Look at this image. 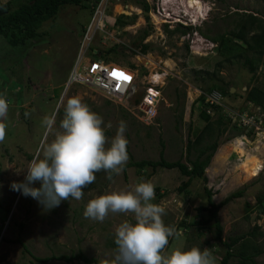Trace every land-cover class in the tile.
<instances>
[{"label":"rangeland","instance_id":"374dc122","mask_svg":"<svg viewBox=\"0 0 264 264\" xmlns=\"http://www.w3.org/2000/svg\"><path fill=\"white\" fill-rule=\"evenodd\" d=\"M140 1L104 0L106 32H100L93 43V47L102 50L112 43L125 45L126 48L120 46L117 54L108 55V58L136 67L137 92L130 102L124 101L122 105L106 99L94 87L71 83L68 78L77 59L82 33L91 18L92 3L87 6L62 5L53 18L44 21L41 28L44 35L29 39L25 44L13 46L0 36V95L9 103L8 118L4 121L6 137L0 142V228L4 238H0V264L34 263L33 256L24 246L14 241L18 237L39 257L70 255L82 250L90 257L114 261L115 229L126 220L135 223L133 215L109 213L103 222L93 221L84 216L86 205L98 195L131 190L142 180L151 181L154 189H159L155 190L152 203L164 208V224L179 233V236L169 237L162 254L176 248L185 251L193 247L202 251L208 248L215 257V264H220L225 252L215 239V227L209 224L201 233L199 225L190 224L185 231L180 223H193L208 216V212L197 209L201 204H207L206 188L211 189L216 203L243 189L242 197L232 199L219 210L223 237L244 235L241 243L250 240L262 250L255 261L264 264V210L257 206L258 196L264 195V113L244 96L227 95L224 100L234 112L249 110L259 116L255 134L249 136L250 130L235 129L233 126L238 125L229 120L232 125H228L219 138V146L205 170L207 181L195 178L183 191L180 187L188 176L178 168H158L153 172L152 168L142 171L128 165L132 160L159 159L162 150L168 161L181 159L188 163L189 159L195 158L197 150L188 154L186 146L189 138L194 139L207 122L201 116L202 104L197 99L208 85L213 84L210 74L217 68L216 64L224 61L217 44L203 32L215 35L230 30L238 17L237 11L253 12L264 18V0H201L202 16L191 10L188 14L185 0H147L152 6L149 12L143 10ZM18 2L20 0H16ZM192 14L197 18L195 22ZM166 24L169 29L187 24L192 27L182 35L167 32ZM146 32L148 34L143 38ZM144 43L150 45L146 53L141 50ZM86 56L99 58L91 50ZM243 62L244 57L235 62L224 61L214 77L219 79L218 84L234 88L233 93H245L254 84L264 87V65L253 77ZM158 73L161 79L155 81L152 75ZM150 86L160 90V98L155 106V116L147 119L142 116L143 104L134 99H140ZM7 97L12 99L9 101ZM72 97L80 98L103 118L109 144L120 121L126 123L124 135L128 141L129 159L122 172L114 174L111 180L103 170L95 173V185L83 190L82 199L70 197L62 200L58 207L45 210L36 199L12 190L10 185L13 181H24L27 164L33 159L31 155H35L42 141L54 139L53 134L46 135L42 124L44 117L55 114V130H58L64 106ZM217 115L213 114L210 120L217 119ZM109 123L111 128L107 127ZM32 186L39 188L42 185L37 181ZM255 227L258 230L253 233ZM208 240L216 246L211 247ZM241 243L234 247V252L240 251ZM48 264L86 263L51 260ZM230 264H240V259L234 256Z\"/></svg>","mask_w":264,"mask_h":264},{"label":"clouds","instance_id":"9594fccd","mask_svg":"<svg viewBox=\"0 0 264 264\" xmlns=\"http://www.w3.org/2000/svg\"><path fill=\"white\" fill-rule=\"evenodd\" d=\"M101 2L104 3V0L90 6L93 9L91 17ZM90 50L97 53L99 49L92 45ZM95 59L107 61L104 58ZM130 69L137 78L135 70ZM154 89L160 93L157 87ZM146 92L142 95L141 104H144ZM213 93L222 95V102L227 105L224 94L218 89L207 93L206 101ZM158 95L157 100L160 98ZM8 109L7 99L0 95V142L6 137L7 125L4 121L8 118ZM42 124L46 135L51 133L54 139L51 142L42 141L33 159L27 164L24 181H13L10 187L14 191L22 192L26 197L36 199L45 210L58 207L62 200H69L70 197L75 200L82 199L84 195L82 189L96 180L95 173L103 170L108 173L107 178L111 180L113 174L119 175L122 172L129 159L128 141L124 135L126 123L120 121L116 134L109 144L103 118L78 97L67 100L58 130H55V114L45 116ZM107 127L111 128V123ZM37 181L42 185L39 188L32 186ZM154 199V185L151 181L142 180L131 190L98 195L87 203L84 216L93 221L103 222L109 213L133 215L135 223L126 220L115 229L117 248L114 264H215V257L208 248L203 251L197 247L186 251L176 248L168 254H162L169 243V237L179 236V233L175 228L164 224L162 215L165 210L152 203Z\"/></svg>","mask_w":264,"mask_h":264},{"label":"trees","instance_id":"16d2710c","mask_svg":"<svg viewBox=\"0 0 264 264\" xmlns=\"http://www.w3.org/2000/svg\"><path fill=\"white\" fill-rule=\"evenodd\" d=\"M99 1L101 0H20V2L17 4L16 0H8L6 2L0 0V36L5 37L7 41H9L13 46L25 44L29 39H35L44 35L43 31L41 30L44 21L53 18L58 13L62 5L73 4L77 6H87L90 5L89 3L95 5ZM140 3L145 12H149L151 10L152 6L147 0H141ZM90 10L92 13L93 9L91 7ZM236 14L238 17L234 19V26L230 30H227L223 33H217L215 35H209L205 32H203V34L208 36L209 39L217 44V48L224 57V61L235 62L236 60H239L240 57H244L243 63L248 65L254 77L258 68L261 65H264V18L253 12L239 13L237 11ZM117 22L121 23L119 19H117ZM191 27L192 26L185 27L179 25L175 29H169L168 24H166V31L169 33L180 32L182 35H185L188 33ZM147 34L148 33L146 32L143 38ZM120 46L126 48L125 45L112 43L106 50L97 48L99 49L98 52L93 54L99 56V58H104L107 61H111L109 60L108 55H116ZM149 48L150 45L148 43H144L141 49L142 53L148 52ZM224 61H219L216 64L217 68L210 74V79L214 80L213 84L208 85V88L204 90L201 96L197 99L202 104L200 106L201 116L207 122L203 129L196 135V137L194 139L189 138L187 143L186 151L188 154H190L193 149L197 150L195 158L189 159L188 163L183 162L181 159L176 161H168L164 157V152L162 150L159 159L132 160L129 162V166H136L142 171L152 168L153 172H156L158 168H178L182 174L188 176V179L183 182L180 187V190L183 191L191 185L193 179L195 178H202L205 181L208 180L205 170L210 165L211 159L219 146V138L224 134L227 126L230 124L232 125V123L229 121L230 118L228 115L223 111L224 108L222 106L206 101L207 93L212 92L214 89H218L224 94L225 98L227 95L234 97L244 96L247 102L253 106H256L261 110V112L264 113V87L254 84L251 85L248 90L246 89L247 91H245V93H233L231 88H226L225 86L218 84L217 80L219 79L214 77L216 73L220 71ZM128 67L136 69L134 64H129ZM142 98L143 96H141L140 99L137 97L134 100L136 103H139L137 101H140L141 103ZM8 99L10 101L12 98ZM59 99L61 100V96ZM217 113V119L214 121L210 120L211 116ZM251 114L256 116L257 120L259 121L258 115L253 113ZM233 127L235 129H240L241 131L243 130L242 127H238L236 125ZM255 130V128L250 129L252 133H250L249 136H254ZM33 157L34 156L31 155V158ZM94 185L95 182L83 188L82 191L92 189ZM157 191H159V189ZM206 192L207 204H201L197 207V209L199 212H208V216L193 223L182 221L180 225L184 227L185 231H188L191 225H199L202 227V233L203 227L212 224L215 227V239L219 241L220 246H222L225 250L223 256L221 257L220 264H230V261L234 256L240 259V264H257L255 258L262 254L263 251L251 243L250 240H246L241 243V240H244L245 238L244 235L225 239L223 237L224 228L219 217L220 208H222V206L226 205L232 199L242 197L244 195V190L239 189L231 193L219 203L214 201L213 193L210 188H206ZM1 203L2 202L0 201V204ZM257 203L259 209L263 211L264 195L258 196ZM6 220L7 219H5V221ZM257 230L258 227H255L253 233H255ZM2 233L3 230L0 228V238L1 240H4ZM14 241L21 243L25 250L33 256L35 260L33 264H48L51 260H64L66 262L79 260L84 261L86 264H114V261H105L97 257H90L82 250L70 255L52 254L51 256L47 257H39L30 251L21 237L16 238ZM207 243L209 245L211 244V247L216 246V244H212L209 240ZM239 243H241V248L240 251L236 253V251L234 252V247ZM113 244H115V242H113ZM251 249L253 252L250 251ZM217 252L218 249L215 253L217 254Z\"/></svg>","mask_w":264,"mask_h":264},{"label":"built area","instance_id":"2783aa9c","mask_svg":"<svg viewBox=\"0 0 264 264\" xmlns=\"http://www.w3.org/2000/svg\"><path fill=\"white\" fill-rule=\"evenodd\" d=\"M105 27L106 6L101 2L96 6L91 20L86 26V30L80 42L77 59L69 76V81L71 83H80L94 87L106 99L115 103L119 102L122 105L124 101L130 102L137 92L134 87L136 81L135 74L126 66L86 56L98 34L102 31L106 32ZM113 71L124 73L130 77V80H124L123 77L112 76L111 73ZM157 94H159V92L156 91L154 87L147 88V92L144 96L143 117L148 119L155 116V106L158 101L156 98ZM207 101L222 106L226 114L228 112V117L243 129L250 130L258 126L259 121L249 110L234 112L222 102V95L219 93L209 95Z\"/></svg>","mask_w":264,"mask_h":264},{"label":"bare ground","instance_id":"6f19581e","mask_svg":"<svg viewBox=\"0 0 264 264\" xmlns=\"http://www.w3.org/2000/svg\"><path fill=\"white\" fill-rule=\"evenodd\" d=\"M184 2H185V6H186V10L188 14H190L191 11H193V12H197L199 16H202L201 14L204 13L203 2L201 0H185ZM192 20L194 22L197 20L195 14H192ZM152 77L155 79V81H158L161 79V75L159 73L156 75H152Z\"/></svg>","mask_w":264,"mask_h":264},{"label":"snow or ice","instance_id":"6c2138e0","mask_svg":"<svg viewBox=\"0 0 264 264\" xmlns=\"http://www.w3.org/2000/svg\"><path fill=\"white\" fill-rule=\"evenodd\" d=\"M112 76H114V77H123V79L124 80H130V77L129 76H127V75H125L124 73H118V72H116V71H113L112 73Z\"/></svg>","mask_w":264,"mask_h":264},{"label":"crops","instance_id":"0c3cea01","mask_svg":"<svg viewBox=\"0 0 264 264\" xmlns=\"http://www.w3.org/2000/svg\"><path fill=\"white\" fill-rule=\"evenodd\" d=\"M1 1L6 2L7 0H1Z\"/></svg>","mask_w":264,"mask_h":264},{"label":"water","instance_id":"95a60500","mask_svg":"<svg viewBox=\"0 0 264 264\" xmlns=\"http://www.w3.org/2000/svg\"><path fill=\"white\" fill-rule=\"evenodd\" d=\"M233 90H235L234 88L231 89V91L233 92Z\"/></svg>","mask_w":264,"mask_h":264}]
</instances>
